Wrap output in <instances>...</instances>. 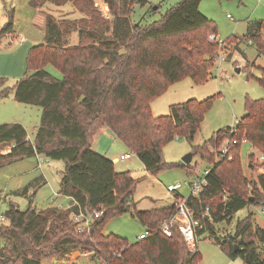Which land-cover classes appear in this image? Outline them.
I'll list each match as a JSON object with an SVG mask.
<instances>
[{
	"label": "trees",
	"instance_id": "trees-1",
	"mask_svg": "<svg viewBox=\"0 0 264 264\" xmlns=\"http://www.w3.org/2000/svg\"><path fill=\"white\" fill-rule=\"evenodd\" d=\"M49 1L57 6L71 2L81 17L56 18L44 13L42 42L30 47L26 72L13 86L15 101L41 108L40 123L33 142L21 123L0 124V167L38 155L62 160L58 194L73 199L84 211L102 210V214L88 229L77 231L69 210L36 209L35 192L28 194L29 186L14 191L16 196L26 197L28 204L20 209L12 201L7 203L2 214L5 220L0 223V264H41L46 259H65L74 250L89 252L96 264H198L201 254L187 247L176 228L170 236L160 231L162 221L175 212L179 195L171 206L137 209L133 194L138 179L130 171H117L111 159L92 149V141L107 127L148 173L170 166L163 160V147L175 137L192 141L215 95L171 104L169 113L161 115L152 113L150 102L180 79L190 77L201 84L209 78L220 47L209 38L216 35V26L200 12L201 0H179L158 19L145 23L132 21L131 15L136 5H147V0H103L111 19L104 18L94 0ZM148 8L152 14L158 6ZM146 15L147 11L142 19ZM263 28V21H254L243 36L262 56ZM12 30L10 10L0 33ZM72 32H77L76 44L68 42ZM233 40L231 36L223 43ZM47 64L61 77L48 72ZM258 68L256 79L264 88V68ZM244 69L253 76L248 66ZM3 83L0 79L1 86ZM7 92L3 88L0 97ZM244 111L233 131L221 128L193 146L192 152L203 156L209 146L219 147L225 139L238 141L216 161L213 154L203 157L211 163L207 184L185 199L201 223L196 236L205 230L213 233L215 223L228 221L244 206L260 205L264 211V175L248 180L239 155L240 140L245 136L264 156V98L246 97ZM5 146L10 150L1 153ZM177 165L191 169L182 162ZM124 212L144 226V238L130 242L103 232L107 219ZM252 217L250 212L237 222L233 234L216 240L243 264H264V228L254 224Z\"/></svg>",
	"mask_w": 264,
	"mask_h": 264
},
{
	"label": "rangeland",
	"instance_id": "rangeland-1",
	"mask_svg": "<svg viewBox=\"0 0 264 264\" xmlns=\"http://www.w3.org/2000/svg\"><path fill=\"white\" fill-rule=\"evenodd\" d=\"M147 1V5L134 7L131 15L132 21L142 20L141 22L145 23L156 20L179 0ZM94 2H97L98 6L101 4L100 0ZM65 4V9H68L69 4ZM150 5L158 6L156 10H152V14L151 8H148ZM52 8L53 5L49 0H0V29L8 19V12L13 10V27L15 30V33H5L0 39V79L4 81L3 85H0V91L3 88L8 90L5 96L0 97V124L24 120L26 122L25 129L31 141L34 137L35 126L40 123L41 108L15 101L13 86L26 72V57L30 47L40 43L43 39V12L54 13ZM199 9L213 21L216 26V40L221 42L232 35H242L245 32L247 21L261 20L264 22V0H201ZM146 11L149 15L142 19ZM68 12L72 18L80 16L74 6H70ZM11 40L13 41L10 42ZM77 40V32H72L68 37L69 44H74ZM230 44L231 42H227L218 48V51L224 52L227 58L220 61L217 59L212 66L217 76L209 77L201 84H195L190 77H185L172 83L166 91L150 102L152 113L161 115L169 113V105L171 104L189 99L203 100L215 95L210 109L205 113L199 129L194 134L193 140L189 141L184 137H177L163 147V160L171 165L151 174L144 170L142 162L135 154L129 159L115 162L117 171H130L131 175L138 179L133 194L137 209H149L152 206L170 204L173 201L174 193L179 195V198L188 197L192 191L190 182L197 176L203 178L204 171L211 168V163L203 157L213 154L216 155V161L217 156H219V147L209 146L206 153L200 156L192 152L193 146L208 140L217 130L235 125L245 113L246 97L251 99L264 98V88L256 79L260 76L259 68L253 67V63H246L245 61V59L250 62L254 60L256 65L264 68V56L256 57L255 46L253 44L246 46L245 44L243 45V52L236 53L230 61L228 60L229 54H231ZM218 62H220L219 67L217 66ZM235 62L236 64L238 62L240 66H234L233 63ZM244 66L249 67L253 76L248 75ZM238 67L242 68L240 72L235 70ZM45 69L55 77H61L59 71L52 65L47 64ZM36 109L39 112H36ZM115 140L114 145L111 139L109 145L108 141L105 144L104 152L109 157L114 158L122 152L130 151L121 141ZM8 149L9 146L3 147L1 153H6ZM120 149L123 150L120 151ZM188 153H193L192 160L189 164H184L190 165L191 169L177 165L178 162L183 163L182 157ZM250 154H254V156L250 157ZM260 154L248 141L240 142L241 166L248 180L255 181L260 174L264 175V160L260 159ZM38 157L43 159L40 167L37 164ZM63 170L64 162L62 160L47 159L42 155L1 166L0 214L4 213L9 201L17 204L20 209L27 207V198L16 196L13 192H19L25 186H29L28 194L35 192L33 205L36 209L51 206L58 207L59 210L63 209L66 201L58 194L59 180ZM40 180L42 182L39 184ZM177 183L180 185L177 191L174 193L167 191L168 185ZM37 185L38 187H36ZM250 212L253 213L254 224L264 228L262 207L260 205L244 206L237 210L228 221L222 220L215 223L213 233L205 230L196 236L195 249L201 254V260L198 264H243L240 257H230L221 248L216 238L222 241L227 235L233 234L237 222L245 218ZM144 230L145 228L140 221L129 212L111 217L103 225L104 233L123 236L130 242L137 240L138 235ZM74 251L65 256V260L68 259L69 264H96L92 261L90 253L79 254L80 252ZM61 260L58 259V261ZM66 262L56 263L52 262V259H46L42 260L41 264H65Z\"/></svg>",
	"mask_w": 264,
	"mask_h": 264
},
{
	"label": "built area",
	"instance_id": "built-area-1",
	"mask_svg": "<svg viewBox=\"0 0 264 264\" xmlns=\"http://www.w3.org/2000/svg\"><path fill=\"white\" fill-rule=\"evenodd\" d=\"M101 12L106 19H110L111 15L108 9L107 4H105L103 7H101ZM4 35V34H3ZM0 33V39L1 36H3ZM210 39L216 40V36L214 34H211L209 36ZM11 40L10 42H12ZM222 46L224 43L223 41L217 40ZM250 42V41H249ZM251 43V42H250ZM224 60L226 59V55L224 52L219 50L216 55L213 57V66L216 60ZM217 66H220V62L217 63ZM214 76H217V74H214ZM234 126H231L232 131L234 130ZM247 138L244 136L241 138L240 142H247ZM238 141L236 139H225L222 144L219 146L218 153L220 157H224L227 155L229 151V147L233 144H236ZM134 153L132 151L124 152L118 155L119 160H125L129 159ZM260 159L264 160V156L260 154ZM43 162L42 158H37V164L38 167H40V163ZM209 172V168H207L204 171V177L201 178L200 176H197L195 179H193L190 182L191 186V193L193 195H197L202 188L207 184V179L205 178L207 173ZM180 187L179 183L174 185H168L167 191L174 192L177 191V189ZM186 198L181 197L179 198L175 203V212L168 218L164 219L160 225V231L165 234L166 236H170L172 233V229L176 228L182 235L187 247L190 250L195 249V239H196V227H200L201 223L198 219L194 218L193 212L191 208L186 203ZM77 209H76V208ZM63 209L69 210V218L74 224V227L77 231H83L85 229H88V227L91 225L94 218L100 216L102 214V210H95L92 213L84 211L80 206H78V203L73 200L71 204L64 205ZM5 220L4 216L0 214V223ZM146 235L145 232H142L138 235V238H144Z\"/></svg>",
	"mask_w": 264,
	"mask_h": 264
},
{
	"label": "crops",
	"instance_id": "crops-1",
	"mask_svg": "<svg viewBox=\"0 0 264 264\" xmlns=\"http://www.w3.org/2000/svg\"><path fill=\"white\" fill-rule=\"evenodd\" d=\"M95 1V0H94ZM68 4H69V7H68V9H65V5H59V6H57V5H55V4H53V3H51L52 5H53V8H52V10L54 11V13H51V12H48V11H44L43 12V18H44V13H51V14H53L56 18H59V17H62V16H67V17H70V15H69V13L70 12H68L69 11V9H70V6H73L72 4H71V2H67ZM100 6H98V3L97 2H95V4H96V6L101 10V7H103L104 5H105V3H104V1L103 0H100ZM200 4V3H199ZM38 5L40 6V4H39V2H38ZM200 10V9H199ZM201 12V11H200ZM202 13V12H201ZM206 16V15H205ZM79 17H81V14H80V16H78V17H75V18H79ZM111 19V18H110ZM254 21H258V20H254ZM254 21H247V23H246V27H245V32L242 34V35H240V36H237V35H232L233 37H234V40L231 42V44H230V47H231V54H229L230 56L228 57V60H230V61H232V57H234V55L236 54V53H238V52H243V45H245L246 44V46H248V44H253V43H250L249 42V40H247V39H245V38H243V36L245 35V33H246V31H247V27H248V25L250 24V23H252V22H254ZM264 29V28H263ZM11 33V32H10ZM12 33H15V30H14V27H13V30H12ZM262 33H263V30H262ZM42 42V41H41ZM77 43V42H76ZM76 43H74V44H76ZM226 43H224V45H225ZM254 45V44H253ZM255 50H256V57H258L260 54L258 53V51H257V49H256V47H255ZM262 56V55H261ZM226 58H227V56H226ZM245 61H246V63H253L254 64V66L253 67H261V68H263L262 66H260V65H256V63L254 62V60L252 61V62H250V61H248V59H245ZM245 63V64H246ZM233 65L234 66H240L239 65V63L237 62V64H236V62L235 63H233ZM252 67V66H251ZM241 69L242 68H236L235 70H236V72H240L241 71ZM214 69H212L211 68V70H210V76L209 77H215L214 76ZM169 107H170V105H169ZM36 112H39V111H37V109H36ZM37 116H38V114H37ZM18 123H21L25 128H26V122L24 121V120H16ZM15 122V121H14ZM38 125L39 124H37V126H35V130H34V136H35V133H36V129H37V127H38ZM103 134V135H102ZM27 138L30 140V138H29V136H28V134H27ZM175 138H177V137H175ZM110 139H111V142L113 143V145H114V143L116 142V140L115 139H117L116 137H115V135L113 134V132L108 128L107 129V127H103V128H101L99 131H98V133H96V135L94 136V138H93V141H92V149L93 150H95L96 152H98V153H100V154H102V155H104V156H106L107 158H109V159H111L112 161H113V163H114V167H115V162L116 161H119V159H118V156H116V157H114V158H111V157H109L108 155H107V153H105L104 152V149L106 148V146H105V144L107 143V141H108V145L110 144ZM117 140H119V139H117ZM31 141V140H30ZM34 141V137H33V139H32V142ZM120 141V140H119ZM10 150V146H9V149L7 150V152ZM123 149H120V151H122ZM122 153H124V152H122ZM121 154V153H120ZM192 156H193V153H192ZM192 160V159H191ZM144 167V166H143ZM116 169V168H115ZM44 180V179H43ZM45 181V180H44ZM42 181L40 180V182H39V184L41 183ZM36 187H38V185L36 186ZM16 191H18V190H16ZM14 192V191H13ZM175 192V191H174ZM173 192V193H174ZM12 193V192H11ZM175 193L173 194V201L170 203V204H166V205H161V206H152V208H149V209H157V208H162V207H168V206H171L172 204H174L175 203V201H176V199H175ZM62 196V195H61ZM64 199H65V201H66V203L64 204V205H68V204H71L72 202H73V199H71V198H69V197H67V196H62ZM61 203V202H60ZM150 203L152 204V202L150 201ZM135 206H136V204H135ZM75 251H78V252H80L79 250H75ZM74 251V252H75ZM73 252V253H74ZM79 254H89V252H80ZM68 255H70V254H66V256H68ZM67 261V262H66ZM52 262H56V263H58V262H62V263H64V262H66L65 264H69L68 263V259L67 260H61V261H58V259H56V258H52ZM70 262V261H69Z\"/></svg>",
	"mask_w": 264,
	"mask_h": 264
},
{
	"label": "water",
	"instance_id": "water-1",
	"mask_svg": "<svg viewBox=\"0 0 264 264\" xmlns=\"http://www.w3.org/2000/svg\"><path fill=\"white\" fill-rule=\"evenodd\" d=\"M153 8H156V6H153ZM191 159H192V153H188L186 155H184L182 157V161L183 163L185 164H189L191 162ZM237 248V246H235V249Z\"/></svg>",
	"mask_w": 264,
	"mask_h": 264
}]
</instances>
